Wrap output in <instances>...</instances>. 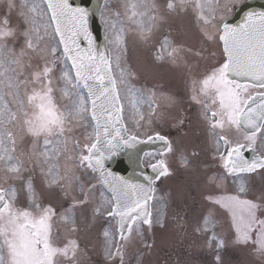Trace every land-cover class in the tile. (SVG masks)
Segmentation results:
<instances>
[{"label": "snow or ice", "instance_id": "1", "mask_svg": "<svg viewBox=\"0 0 264 264\" xmlns=\"http://www.w3.org/2000/svg\"><path fill=\"white\" fill-rule=\"evenodd\" d=\"M190 2L191 0H167L166 7L169 11H183ZM6 6L9 13L14 9H21L18 15L24 28L26 48L33 52H43L47 48L53 57L51 66L45 63L42 69L31 74V79H21V59L8 51L6 43L7 38L15 35V30L0 28V164L4 165L6 178H18L21 174L22 162L15 156L18 133L21 134V140L24 136L32 137L33 155L44 165L49 185L63 188L67 195V190L75 181L83 197L74 198L73 203L61 214V219L74 232L77 230L75 209H84L88 205L96 185L89 184L85 190L84 183L74 175L73 161L81 168L98 173L97 183L102 187L107 186L110 197L101 192L100 205L94 209L93 214H98L101 207H110L111 211H107V216L118 218L119 242H109L106 255L109 260L119 256L123 264L126 245L135 236H142L143 225H147L149 229L153 225L148 202L153 199L156 191L155 181L170 175V169L164 160L150 165L157 174L155 177L145 176L147 184L126 181L114 176L105 167V160L111 158L114 150L121 144L133 147L136 143H143L135 135L127 138L122 135L127 129L123 124L120 91L123 89L130 97L134 94L143 96L144 93L130 84L129 78L133 74L121 68L120 55L113 61L105 53L95 50L87 26V9L73 8L68 0H47L46 9L51 11V15L45 19L48 12L35 0H23L20 4L16 0H6ZM194 8L197 19L203 22L206 29H216L214 33L205 31L207 39L213 40L218 36L219 41L223 42V62L202 80L200 88L205 96L211 95L212 106L217 109L212 111L205 104L203 118L217 141H222L227 146L226 153H220L222 166L228 175L259 174L264 177V171L257 173L258 169L264 170V157L257 156L249 161L243 156L245 144L237 142L231 146L228 138L221 135L233 128L237 132H244L247 147L253 151L258 134L264 136V91L248 94L250 87L264 89V12H250L245 23L233 27L224 21L222 15H218L229 10L228 4H222L221 0H194ZM158 11L159 6L154 2L134 0L124 5L123 15L117 11L114 16L138 25L140 38L148 41L157 26L153 22L157 19ZM145 20L148 21L147 24ZM52 22L55 27L50 32ZM3 23L8 25L7 15ZM111 27L116 29L115 22ZM123 31L121 28L116 35L114 43L117 47L124 43L120 34ZM81 37L87 41L86 49L80 47ZM48 41L55 42L47 43ZM59 45H63L62 55L71 61V68L75 70L74 75L71 71H64L61 75L64 85L61 92L69 101L63 110L55 103L51 80L57 52L60 51ZM161 47L164 50L170 49L167 51L168 57L176 63L180 48L172 47L167 38ZM23 55L22 51L21 56ZM157 59H163V56L158 55ZM113 62L118 75L113 74ZM239 78H246L248 82L241 83ZM154 95L155 93H151L149 97V107L153 112L155 108L151 96ZM138 102L139 100L132 101L133 108H136ZM89 105L91 119L95 121V139L90 145H83L87 154L82 152L78 157H73L69 155L65 133L71 131L70 125L84 120V114L89 112ZM134 115L139 117L136 121L139 126V120L144 119L143 114L137 108ZM217 128L220 132L216 131ZM41 139L42 150L36 152L37 142ZM155 139L165 142V151H172L171 143L166 137L157 133ZM151 140L153 137L149 136L148 141ZM77 145L78 141H74L73 150ZM61 159H64L63 165L60 163ZM180 159L185 167L190 165L187 157L181 155ZM236 178L240 180V192H246L245 176L238 175ZM209 179L215 181L216 177ZM27 192L29 208L21 209L15 206L16 190L11 186L7 189L0 187V264H74L79 245L75 241H68L62 247L57 245L52 235L55 209L50 205L42 207L37 202L30 180L27 182ZM259 200L257 203L253 200H241L238 196H227L216 199L215 203H223L230 208H243L246 217L237 218L233 213L236 240L243 243L252 241L258 246L256 250L264 254V220L256 216L257 210L264 207V191ZM158 216L157 222L163 228L165 225L162 214ZM209 227L210 220L205 217L196 231L207 232ZM254 232L255 240L252 239ZM104 236H109L107 230ZM223 246V240L216 244V264H223L219 254V249ZM113 247L115 252L112 251Z\"/></svg>", "mask_w": 264, "mask_h": 264}, {"label": "rangeland", "instance_id": "2", "mask_svg": "<svg viewBox=\"0 0 264 264\" xmlns=\"http://www.w3.org/2000/svg\"><path fill=\"white\" fill-rule=\"evenodd\" d=\"M129 1L131 3L132 0H105V3L103 5V11H102V22L104 25H106V28H107L105 33L107 36L108 45H109L111 53H112L113 61L117 55H120V57H121V59H120L121 68L126 69V71L129 70L130 71L129 73L134 74L133 68L126 66L127 64L125 63V59L132 58V60L133 59L141 60V62H139L137 65L145 62L146 58L148 57V51H147V47L145 46L144 42L142 40H140L139 42H135V44H129V45L125 46L124 50H123V44L120 47H117V45L114 43L116 35L121 28L124 29V31H123L124 33L126 31H132V29H135V28L139 29L138 25L131 26L127 19L122 20L120 17L114 16V13L117 11H119L123 15L124 5L126 3H128ZM160 1H163V0H155L154 3H156L160 7V5L158 4V2H160ZM238 1H240V0H222V4L223 3L228 4L229 10L225 11L223 13H220L218 15H222L223 17L226 16L230 12V9L233 6V4L237 3ZM175 16L176 15L171 14L168 16V18H174ZM157 19H159V16H157ZM113 22H115V24H116L115 30L111 27V24ZM204 30L208 31V32H213V33L216 31L215 28H211V27H209L207 29L204 27V29L201 28V29L196 30V31H188L185 28L184 20H181L176 36L179 37L184 43L189 45L193 42V40L191 39V37L193 35L197 36L199 39H204ZM122 33H120V34L122 35ZM122 37L125 40V38L127 36H125V38H124V35H122ZM205 38L207 39L206 36H205ZM216 38H215V40H216ZM215 40H214L215 44L213 42L212 43L210 42V44H212V45L214 44V46H217ZM208 43H209V41L207 43H205L206 47H209ZM189 49H190V46H186L185 51H188ZM217 51H218V46H217ZM197 57L199 59L201 57V55L198 54ZM215 60H217V61L212 63V66H214L220 62V56H219V59L212 56V62ZM171 62H172L171 60L168 61V63L170 65H171ZM199 62H200V60H199ZM112 66H113L115 74L118 75L114 62H113ZM210 67H211V65H210ZM210 67L209 66L208 67H206V66L200 67L199 66V68L197 70L200 73H198V75L206 73L207 71H209ZM149 70L151 72H153V74H154L153 76H150L152 79H154V80L159 79V73L157 71L156 65H152L151 68H149L146 63H143V67H142L141 71L143 73H146ZM129 79L132 80L134 82V84L138 85V86L135 85L134 88L139 89L142 92L143 86H139V83L142 82L141 76H138V78L131 76ZM160 92H161L160 89H155V88L151 89V93H155V95H159ZM121 94H122L121 95V101H123V110H124L123 114H125L128 127L133 131H138L139 134H145L147 129L149 130L148 126L149 127H153V126L148 123L147 117H145L143 121L139 120V126H137L136 121L139 118H138V116L134 115L137 108L139 109L140 113H142V110H144V109H145V111L147 110L146 108H144L142 106V103H143L142 97L143 96H139L138 94H134L133 96L130 97V96L126 95V93L123 89H121ZM158 97H159L160 101L162 103H165L170 109L173 107V105L175 103V101H174L175 97H174V94L172 92L165 91L161 95H159ZM62 98L67 99L63 95H62ZM134 100H139V102L136 104V108H133V106H132V101H134ZM202 105H203V103H202ZM201 111L203 112L202 106H201ZM158 119L155 122H157ZM172 126H173V124H170V125L168 124L167 128L168 129L172 128ZM195 126H196L195 127L196 132L194 129H192L191 134L193 135V137H196L197 139L202 141L203 139L206 138V136L209 132L205 130V126L201 125L199 120H197V123L195 124ZM78 127H79V125H78ZM79 130H80L79 133L70 134V139H71V137H74V136L79 137V138L83 137L79 141H84L87 144L90 143L92 138L90 137L89 134L86 133L87 127L85 128V132L82 131L80 128H79ZM216 130L218 132H220V129L217 128ZM227 131H230V130H227ZM175 134H177V138L181 135L178 132H176ZM211 137H212L213 141L210 143L211 145L208 148H206L205 145L203 146L200 144H197L195 147L194 140L192 141L191 144L184 143L186 146H182V148L178 147L177 145L175 147L172 146V151L167 153V155L169 154L168 156L172 160L169 163V165L171 166L170 167V175L166 176L165 178H169L172 176L178 177V175H180V174H182L183 176L185 175L186 171H184V170L186 167L184 165H182V166L178 165L181 163V160H180L181 155L187 157L190 162L193 161L192 159H195V160L197 159L198 161H200V157H201V158L206 159L208 162L210 160L212 163L216 164L217 162L215 160H211V157H215L214 155H216V153L218 152V142L216 140V136L213 137L211 135ZM80 145H81L80 151L76 150L74 152L73 149L70 151L71 156L78 157L79 155H81L82 152H83V154H86V150L83 149L81 142H80ZM200 147H202L203 149ZM259 150L264 152V136H262V140L259 143ZM197 165H198V163L194 162L193 164L190 165V168L194 167L197 169V167H198ZM0 167H1L0 173H4L5 172L4 171V165L0 164ZM72 167H73L74 175L80 178V181L83 182L85 185V190H87L86 184H88L89 180L86 178L85 174H84V177L86 178V182L83 178H81V177H83L84 171H82V168L79 167L75 163V161L72 164ZM39 174H42L40 170H39ZM24 177L26 178L25 175L24 176L22 175L21 181H23ZM2 178L4 179V177H2ZM39 178L41 179L39 187L33 189L35 192L37 202L47 201V202L54 204V206H59L61 203V200H60L61 196H60L59 191H58L59 187L56 188L55 186L52 187V186H49L45 183L42 184L43 175H42V177L40 175ZM163 178L164 177H162L161 179H163ZM245 179H246L247 191L252 190V193L254 195L259 194V196H261L262 191H264V187H261L263 180H264V177L257 174V176L255 178H253L251 176L249 178V176H247V177H245ZM9 180L11 182H14V187L16 190L17 189L20 190V191L16 192V200L20 203H23L26 201V203L29 205V194H28V192H22V186L20 184V180L17 178H13V179H9ZM251 181L255 182V185H253L251 183ZM238 182L240 183L239 179L237 180V182L235 184L238 185ZM166 183H167V181L162 185L165 186ZM89 184H90V182H89ZM3 185H4L3 183H0V187H2ZM94 185H96V189L98 192L96 191V189L94 190V192L92 193L91 198L88 202V205L84 209H79V210L76 209L75 219H76L77 230L72 232V231H70V226L64 225V227L60 228L57 231L56 236H57V239H61V236L62 237L63 236L64 237L65 236L70 237V235H71V236H73V238H77L79 240V241H77L78 244L83 243V247H81L82 251L88 252V254L83 253L82 254L83 257H81L79 260L83 261L85 257H88V261H85V262H87L85 264H106L103 260V257H104V255H106V250H107V247L109 245V242H111V240L113 238V235H114L113 229H114L115 223H114V219L109 220V221H111L109 224L110 227H106V229H105V224H102L101 221L98 219V217H96L93 214L92 208L95 206L97 198H100V200H101L100 194H101V192H103L101 190L100 185L97 184L96 181H94ZM181 185L183 188L175 189V191L172 187L171 188L172 195H170L171 201L178 202L180 207H184L185 205H187L190 202V198L192 195V194H190V192H192V193L196 192L198 194V193H200V190L205 192V191H207V189H211V187H214V186L220 187L222 189L223 188L226 189L229 186L226 183L211 185V183L208 182V183H205L204 185L203 184L193 185L192 189H189L188 185H186L185 181H182ZM23 191H27V190L24 189ZM67 191L69 192V195L73 198L76 197V195L83 198L80 195L79 188L77 187V184L75 181L73 182L72 187L70 189H68ZM174 192H175V194H174ZM104 194L106 195L105 192H104ZM198 195L201 196L200 194H198ZM65 198H66V196H65ZM197 200H199V198ZM40 204L42 205V203H40ZM160 205H161V202H159V201L155 203V207H154L155 213L152 217L153 228L154 227H160L159 223L157 222L158 218H159L158 214H161V211L159 209ZM24 206L26 207L27 205H24ZM103 209H104V207L100 208V210H103ZM157 210H159L160 213H158ZM196 211H197V209L193 211V213H192L193 217L195 214L196 215H198L199 213L201 214V212H199V211L196 212ZM216 214L217 213H215L214 220H215V224L217 226H218V221H220L219 228H215V225L213 226V222L210 223L209 231H207V232H197L196 229L187 228V227L185 229L184 228H177L178 237H181V234L186 233L187 231L184 232L186 229H190V231L188 233L189 236L185 235L182 237L183 239L188 240L187 249H191L190 242L195 243L198 238H201L204 243L208 242L207 239L209 240V242L211 241V243H214V242L216 243L219 240H221V235L223 237L229 236L230 230H228L226 218L223 216H218ZM56 219H57V217H56ZM198 220H200V219H194L192 222H196ZM216 220H217V222H216ZM185 224L189 225L190 223L185 222ZM147 229L148 228H145L144 230L146 231ZM105 230H107L109 232L108 237H105L103 234V231H105ZM144 230L142 229V233ZM161 231L162 232L157 234V235L161 237L159 240L163 244L170 245L172 243L170 240L177 239V233L175 231H172L170 228L169 229H161ZM58 234H60L61 236H59ZM213 237H214V239H213ZM103 238H104V240H103ZM141 238H146V237L143 234H142V236H135L133 241L126 245V247L124 249V255H123V257L125 259L123 264H127V263L128 264H139V262H140L139 260L142 259L141 254H144L142 252V245H141L142 240H141ZM150 240H151L150 241L151 245L153 243H155V239H154L153 235L150 236ZM145 242L146 241H144V244H143L144 247H145ZM177 243L179 244V242H176L172 245L175 246ZM151 245H150V247H151ZM154 246H155V248H157V244H155ZM197 247H199V246H197ZM81 248H80L79 252L81 251ZM192 248H196V247H194V245H193ZM160 249H161V247H159V250ZM196 249H198V248H196ZM219 250L221 251L222 248ZM181 252H183V250L178 251L179 254ZM187 252L189 253L188 250H187ZM194 252H196V251H194ZM188 253H187V255H189ZM203 253L204 254L201 255V250H199L197 252L198 257L191 256V258H189V256H186L188 259L184 258V259L177 260L178 258H174L171 260V259L165 257L164 256L165 252H163L161 254H158V256H156V258L158 257V259L155 260L154 262H152V264H216V259H215L216 255H214L213 250H212V253L210 255H208L205 251ZM182 256H185V255H182ZM78 258H79V255H78ZM221 258H222L223 264H264L263 259L256 260V261H255V259L253 260V258L233 260V259H230L229 257L227 258L226 255H225V258H223V257H221ZM111 262H113V261H110V260L108 261L109 264H121L120 258H119V261L117 260L116 263H111ZM149 263H150V260H146V264H149ZM81 264H84V263H81Z\"/></svg>", "mask_w": 264, "mask_h": 264}, {"label": "water", "instance_id": "3", "mask_svg": "<svg viewBox=\"0 0 264 264\" xmlns=\"http://www.w3.org/2000/svg\"><path fill=\"white\" fill-rule=\"evenodd\" d=\"M75 1V2H74ZM71 7L73 8H85L88 10L89 15L87 18V26L89 33L91 34L93 40V47L99 52L106 54V48L104 47V39L102 37L100 26L98 28V18L99 11L97 9V4L99 0H70ZM81 4H79V3ZM80 6V7H78ZM259 13L264 12V1L263 0H250L246 4H243L236 12V14L227 21V23L233 27L239 26L245 23L248 13ZM222 42V41H221ZM80 47L86 49L88 47L87 41L82 37L80 38ZM223 44V42H222ZM240 80H246V78H239ZM247 81V80H246ZM259 103V100L256 101ZM122 135L127 138L128 136L125 132ZM148 141L147 139L138 140L143 141V143H136L135 146L129 147L121 144V146L114 150V154L111 158L105 160V167L114 176L122 177L124 180L131 183L147 184L145 176L155 177L156 172L153 171L151 166L143 168L140 164L141 153L145 149H163L165 147V142L155 139ZM107 156L108 154L105 153ZM143 173V175H142Z\"/></svg>", "mask_w": 264, "mask_h": 264}, {"label": "flooded vegetation", "instance_id": "4", "mask_svg": "<svg viewBox=\"0 0 264 264\" xmlns=\"http://www.w3.org/2000/svg\"><path fill=\"white\" fill-rule=\"evenodd\" d=\"M3 2H4V4H3V7L1 8V14H3V11L5 13V10H6L5 1L3 0ZM0 28H2L1 23H0ZM194 85H195L194 83L190 82V84H188V85L185 86L184 90L187 92L188 89H189V87H192L193 89H195ZM178 89L180 91L182 90L181 85L179 86ZM181 111H184V108H181ZM66 132L69 133V131H66ZM18 137H19V133L17 135V139H18ZM227 138L231 142V146H234L237 142H239L241 144H245L247 146V142L244 140V132H237V131H235L230 136L228 134L227 135ZM25 144H33V142H30V143L29 142H25ZM42 146H43V142H37V146H36L37 151L36 152H39V150L42 149ZM16 148H18V147L16 146ZM225 197H227V196H225ZM239 199L245 200V198H243V197H239ZM238 208L241 209V207H238ZM244 213L245 212L239 213V217L245 216Z\"/></svg>", "mask_w": 264, "mask_h": 264}]
</instances>
